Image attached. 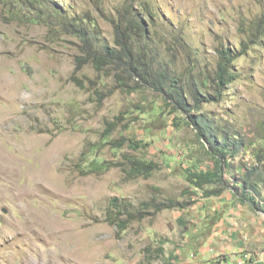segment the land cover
<instances>
[{
  "label": "rangeland",
  "instance_id": "obj_1",
  "mask_svg": "<svg viewBox=\"0 0 264 264\" xmlns=\"http://www.w3.org/2000/svg\"><path fill=\"white\" fill-rule=\"evenodd\" d=\"M135 2L148 25L147 39L138 42L149 61L168 64L173 78L194 69L200 81L215 73L219 49L239 52L232 66L237 79L201 110L219 138L243 141L225 167L231 188L221 196L189 189L186 168L214 167L202 143L209 144L190 123L198 114L192 96L185 111L114 65L97 70L90 61L76 69L82 43L62 32L60 20L91 16L99 40L116 47L112 19L121 17L125 0L42 6L0 0V264H167L169 255L177 257L171 264H226L264 257V211L232 195L245 165L257 162L253 153L264 150V32L250 40L264 0ZM201 92L213 93L211 81ZM109 122L115 127L107 134ZM95 144L101 147L94 154L111 167L83 174L77 163ZM128 157L158 168L149 177L132 176ZM259 180L254 196L264 202V174ZM121 204L125 211L117 213ZM110 219H127L126 229ZM160 240L163 258H146L145 249Z\"/></svg>",
  "mask_w": 264,
  "mask_h": 264
},
{
  "label": "trees",
  "instance_id": "obj_2",
  "mask_svg": "<svg viewBox=\"0 0 264 264\" xmlns=\"http://www.w3.org/2000/svg\"><path fill=\"white\" fill-rule=\"evenodd\" d=\"M42 6L46 0H30ZM135 0H125V9L121 17L113 20L115 44L116 47H111L106 42L99 40L97 34V22L91 16L78 18L75 15L72 18L61 19V29L63 33H69L79 38L82 43V56L76 58V69H80L84 64L92 62L97 70L103 69L106 65H114L120 69L122 73L129 77H137L146 85L152 86L154 89L162 92L163 95L175 99L178 105L187 111L188 97L192 96L193 106L196 108L198 114L191 117L192 123L197 129L198 135L201 139H205L210 148H207L203 142L206 152L211 155L214 160V167L207 170H197L195 168H186L184 170L185 179L188 182L189 189H192L195 194H202L203 196H221L226 190L230 189L227 180L224 178L225 167L229 166V158L236 157L243 145V141L239 137L219 136L214 133V126L211 120L204 117L202 110L203 103H208L217 100L222 94V90L232 84L238 77L237 73L233 70L232 66L237 59L239 52H233L229 48H221L218 50L219 60L217 63L216 71L211 76L208 74L207 78H202L200 81L192 75L195 71L192 69L189 72L177 74L173 78L169 74L168 64L166 62L156 61L152 62L146 58V46L140 44L138 38L147 39L148 25L143 17L137 13L138 6L136 7ZM137 4L140 5V2ZM141 6V5H140ZM142 7V6H141ZM144 10V8L142 7ZM148 14L151 11L147 8ZM53 14L56 18L61 16L58 10H54ZM63 16V15H62ZM36 19V18H35ZM255 32L252 33L250 40L256 43L258 38L257 34L264 32V16L255 22ZM246 47V44L243 45ZM243 47V49H244ZM242 49V51H244ZM243 54L244 52H240ZM190 70V69H189ZM196 72V71H195ZM198 73H206L200 71ZM212 79V80H211ZM211 81L213 93L205 95L202 93V88L207 87ZM141 82V83H142ZM122 85H126L123 81ZM157 105L150 107L151 115H157ZM176 109V108H174ZM115 124L108 123L106 133L108 134ZM104 134V138L108 139ZM103 139L101 144H104ZM101 144H95L87 151H83L77 163L79 171L83 174L96 173L101 174L110 169V163L102 158L96 156L94 153L99 150ZM121 141L119 145H123ZM150 145V143H148ZM130 145L136 148L144 146L145 143L139 141H130ZM248 150V149H246ZM257 162L251 165H245V173L237 181L234 186L232 195L239 199L240 203H248L255 211H264V202L256 200L255 194H260L259 183L260 176L264 174V150L261 153H253ZM127 162L130 165L129 173L132 176L143 175L149 177L154 170L158 168V164L154 161H146L142 158L128 157ZM171 204H168L169 207ZM117 213L125 211L124 204L116 205ZM166 206L162 204L159 209ZM131 215V214H130ZM110 222L116 223L121 230H125L128 224L127 219ZM165 240H160L159 244L155 247L148 246L145 249L146 258H160L164 256ZM174 255H169L170 261L176 259ZM167 264H171V262Z\"/></svg>",
  "mask_w": 264,
  "mask_h": 264
},
{
  "label": "built area",
  "instance_id": "obj_3",
  "mask_svg": "<svg viewBox=\"0 0 264 264\" xmlns=\"http://www.w3.org/2000/svg\"><path fill=\"white\" fill-rule=\"evenodd\" d=\"M231 262H233V264H260L261 259L254 258V257L243 258L241 256V257H237V258L233 259Z\"/></svg>",
  "mask_w": 264,
  "mask_h": 264
},
{
  "label": "crops",
  "instance_id": "obj_4",
  "mask_svg": "<svg viewBox=\"0 0 264 264\" xmlns=\"http://www.w3.org/2000/svg\"><path fill=\"white\" fill-rule=\"evenodd\" d=\"M260 257V259H261V263L260 264H264V257L263 256H259ZM232 261V260H231ZM227 262L226 264H233V262ZM221 264H223V263H221ZM225 264V263H224Z\"/></svg>",
  "mask_w": 264,
  "mask_h": 264
}]
</instances>
